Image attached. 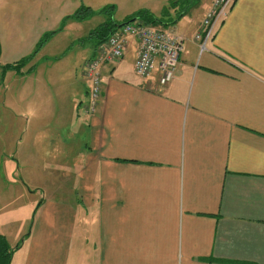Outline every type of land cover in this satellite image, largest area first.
Returning a JSON list of instances; mask_svg holds the SVG:
<instances>
[{
	"label": "crops",
	"instance_id": "crops-1",
	"mask_svg": "<svg viewBox=\"0 0 264 264\" xmlns=\"http://www.w3.org/2000/svg\"><path fill=\"white\" fill-rule=\"evenodd\" d=\"M213 1L185 0L176 17L169 8L162 26L185 49L165 86L158 69L136 74L139 39L130 36L123 58L102 65L94 113L84 69L99 40L86 46V84L61 93V135L49 143L70 155L74 196L43 194L29 231L26 217L9 222L15 215L0 226L15 246L11 264H264V0H238L201 51L195 35ZM40 145L48 153V141Z\"/></svg>",
	"mask_w": 264,
	"mask_h": 264
},
{
	"label": "rangeland",
	"instance_id": "rangeland-1",
	"mask_svg": "<svg viewBox=\"0 0 264 264\" xmlns=\"http://www.w3.org/2000/svg\"><path fill=\"white\" fill-rule=\"evenodd\" d=\"M172 1L0 0V226L10 227L8 218L15 215L9 222L22 218L23 223L26 217L29 231L43 194L53 193L67 200L73 195L75 180L65 174L71 170L70 155L53 152V143H58L61 135V129L57 130L53 123L58 122L54 113L61 93L68 98L83 81L86 84L82 76L86 46L94 38L84 36L110 14L114 20L124 22L141 11L161 16L170 8L174 10L172 17H176L185 4L174 5ZM80 10L86 17L78 22L82 30L75 32L66 21ZM46 34L48 37L40 44ZM25 57L29 59L22 69L6 68ZM123 62L124 68L130 69L131 55L127 53ZM83 99L87 103V95ZM46 123L53 125L48 132L40 126ZM64 130L66 136L71 129ZM45 140L48 153H40V143ZM50 141L53 143L49 145ZM71 148L72 145L61 146V150ZM11 248L14 251L15 246ZM23 248L17 251L14 262L19 255H25Z\"/></svg>",
	"mask_w": 264,
	"mask_h": 264
},
{
	"label": "built area",
	"instance_id": "built-area-1",
	"mask_svg": "<svg viewBox=\"0 0 264 264\" xmlns=\"http://www.w3.org/2000/svg\"><path fill=\"white\" fill-rule=\"evenodd\" d=\"M238 0H214L202 20V28L195 35L201 51L207 50L217 27L228 17ZM130 36L139 39L137 57L134 64L136 74L141 78L151 77L159 70V84L167 85L176 76L181 53L185 49V38L163 26L133 21L120 26L105 43L99 45L93 58L85 63L84 74L89 79V101L85 105L88 113L97 110L102 94V65L119 61L125 55Z\"/></svg>",
	"mask_w": 264,
	"mask_h": 264
},
{
	"label": "trees",
	"instance_id": "trees-1",
	"mask_svg": "<svg viewBox=\"0 0 264 264\" xmlns=\"http://www.w3.org/2000/svg\"><path fill=\"white\" fill-rule=\"evenodd\" d=\"M185 0L181 1H172V4L177 5L179 2H184ZM184 4H186L184 2ZM167 16H169L168 9H165L163 11L162 16H155L152 13H149L147 11H141L137 13L135 17L129 18L126 22H133V21H142L147 24H153V25H166L168 26L170 24L169 20H172L171 18L167 19ZM72 18L78 19V20H84L86 17L85 14L80 10L77 11L73 16H70ZM126 24V23H125ZM119 25L115 23L114 19L112 18V15L110 14L109 18L106 20L104 24L99 26L95 32H93L90 36V38H97L99 40L98 44H103L107 41V39L114 33V31L117 29ZM122 26V25H121ZM48 37V34L44 35L43 39L40 40V44H42L45 39ZM2 54V48L0 43V57ZM28 57L22 58L19 62H16L14 64L6 65V68L10 69H22V67L27 63ZM13 254V250L11 246L9 245L7 239L5 236L0 235V264H10L11 257Z\"/></svg>",
	"mask_w": 264,
	"mask_h": 264
}]
</instances>
